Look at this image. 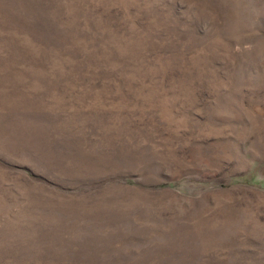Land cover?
<instances>
[{"label":"rangeland","instance_id":"obj_1","mask_svg":"<svg viewBox=\"0 0 264 264\" xmlns=\"http://www.w3.org/2000/svg\"><path fill=\"white\" fill-rule=\"evenodd\" d=\"M0 264H264V0H0Z\"/></svg>","mask_w":264,"mask_h":264}]
</instances>
